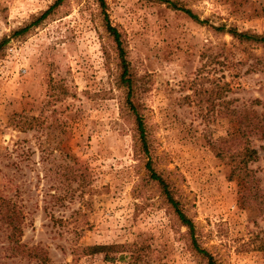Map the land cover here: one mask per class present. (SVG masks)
<instances>
[{"label": "rangeland", "instance_id": "obj_1", "mask_svg": "<svg viewBox=\"0 0 264 264\" xmlns=\"http://www.w3.org/2000/svg\"><path fill=\"white\" fill-rule=\"evenodd\" d=\"M54 1L0 0V37ZM179 1L206 23L165 4L106 0L144 88L153 165L173 182L218 264H264L256 249L264 246V134L248 135L259 198L242 196L237 157L222 153L240 143L226 106L264 123V48L215 29L264 32V0ZM118 72L96 0H64L7 43L0 58V198L21 211L20 242L39 247L46 260L15 254L0 216V264H204L136 157ZM94 244L126 250L112 261L77 253Z\"/></svg>", "mask_w": 264, "mask_h": 264}, {"label": "trees", "instance_id": "obj_2", "mask_svg": "<svg viewBox=\"0 0 264 264\" xmlns=\"http://www.w3.org/2000/svg\"><path fill=\"white\" fill-rule=\"evenodd\" d=\"M64 0H55L46 10L42 11L32 21L24 24L21 27L15 28L8 34L0 37V58L5 53L7 43L13 39L26 34L32 27L41 23L53 13V11L60 6ZM100 11L103 13V26L108 35L113 51L116 53L117 59V85L123 91V100L120 105L122 116L128 119L132 125V130L135 137V152L136 157L140 156L145 160V168L147 170V181L153 182L163 201L166 203L167 210L174 223L185 227V236L188 241L189 248L197 254L204 264H218L216 258L206 248L202 247L200 238L197 235L196 226L192 218L184 210L182 202L179 198L178 192L175 189L173 182L166 178L161 172H158L153 163L149 137L147 134L145 106L139 99L144 88L139 83L140 78L134 73L127 60V49L125 45L124 34L117 26L109 22L106 14L107 3L106 0H96ZM148 2L165 4L168 8L185 12L188 17L192 18L197 23H206L207 20H200L199 16L191 9H188L180 3L179 0H145ZM220 33H228L234 40L242 44H249L253 47L264 48V32L258 33L250 29H239L237 26H228L220 24L215 27ZM228 104V103H226ZM226 115H232L238 122V129L240 136L237 139L240 143L223 149L222 153H228L231 157H237L238 166L236 168V176L242 180V196L244 198H251V196L261 197L259 188L250 175L251 170L248 165L255 159L256 150L250 146L248 135L253 133L264 134V123L261 118L254 112H238L237 110H230L226 106ZM240 113V114H239ZM221 153V152H220ZM0 216L9 230V241L12 243V251L15 254L26 256L28 258H40L46 260L44 254L41 253L39 247H27L20 242L19 236L22 232V214L14 201L10 199L0 198ZM257 250L264 252V246L256 247ZM126 250V246L122 244H94L84 246L77 253L82 255H102L104 260H114V256ZM136 252L135 250H133Z\"/></svg>", "mask_w": 264, "mask_h": 264}]
</instances>
